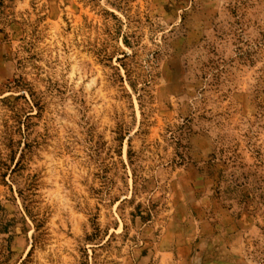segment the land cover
<instances>
[{
  "label": "rangeland",
  "instance_id": "rangeland-1",
  "mask_svg": "<svg viewBox=\"0 0 264 264\" xmlns=\"http://www.w3.org/2000/svg\"><path fill=\"white\" fill-rule=\"evenodd\" d=\"M0 264H264V0H0Z\"/></svg>",
  "mask_w": 264,
  "mask_h": 264
}]
</instances>
